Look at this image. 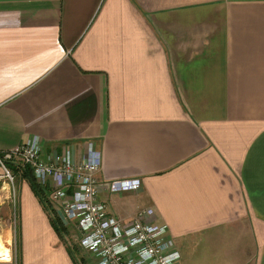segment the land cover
<instances>
[{
    "label": "crops",
    "instance_id": "1",
    "mask_svg": "<svg viewBox=\"0 0 264 264\" xmlns=\"http://www.w3.org/2000/svg\"><path fill=\"white\" fill-rule=\"evenodd\" d=\"M35 136L140 179L99 199L151 209L178 264H264V0H0V152ZM17 175L0 264L87 262Z\"/></svg>",
    "mask_w": 264,
    "mask_h": 264
},
{
    "label": "built area",
    "instance_id": "2",
    "mask_svg": "<svg viewBox=\"0 0 264 264\" xmlns=\"http://www.w3.org/2000/svg\"><path fill=\"white\" fill-rule=\"evenodd\" d=\"M84 161L73 158L71 148L62 152L49 150L38 136L17 147L0 152L4 173L0 182L9 184L16 198L14 164L19 172L28 167L39 185L48 190L47 200L60 219L75 222L80 231V245L89 256L87 264H178L181 253L169 236L166 224L148 219L151 209L124 224L110 216L99 199L101 191H135L142 183L136 178L99 179L102 158L93 145Z\"/></svg>",
    "mask_w": 264,
    "mask_h": 264
},
{
    "label": "rangeland",
    "instance_id": "3",
    "mask_svg": "<svg viewBox=\"0 0 264 264\" xmlns=\"http://www.w3.org/2000/svg\"><path fill=\"white\" fill-rule=\"evenodd\" d=\"M19 180H20V177L16 174L15 175V184H17ZM8 193H9V195H11L10 192H8ZM2 199H3V197L0 198V201H2ZM2 220H4V219L1 218V214H0V237H4L3 240H5L6 239L5 236L8 237V236H10V234H5L6 231L4 232V230L7 229L6 228L7 226H5V223H2L3 222ZM60 221L66 227V234L68 235L72 246H74V248L78 251V253H80L79 255L82 258L86 257V261H87L89 259V256L85 253L84 248H82L81 245H80V236L81 235H80V231H79V228L77 226V223L72 222V221L67 222L64 219H60ZM17 226H18V223H16V222L14 224H12L13 234H15V229H16ZM9 227H10V225H9ZM3 234H4V236H2ZM10 238H11V236H10ZM9 255H11L10 244H9V248L7 250L0 251V256H9ZM83 262H84V264L87 263V262H85V258H83Z\"/></svg>",
    "mask_w": 264,
    "mask_h": 264
},
{
    "label": "trees",
    "instance_id": "4",
    "mask_svg": "<svg viewBox=\"0 0 264 264\" xmlns=\"http://www.w3.org/2000/svg\"><path fill=\"white\" fill-rule=\"evenodd\" d=\"M9 168L12 170V172H14L15 174H17L18 170L15 168L14 164L9 163ZM17 170V171H16ZM22 178L26 179L33 191L35 192V194L40 198V200L42 201V203L45 205V207L47 208V210L50 213L51 216V221L56 229V231L58 232V234L62 237H65L66 234V227L63 225V223L60 221V218L57 217L53 211H52V207L50 206V204L48 203L47 200V196H48V190L45 187H42L41 185H39L33 175V172L31 170V168L26 167L23 172L21 173Z\"/></svg>",
    "mask_w": 264,
    "mask_h": 264
},
{
    "label": "bare ground",
    "instance_id": "5",
    "mask_svg": "<svg viewBox=\"0 0 264 264\" xmlns=\"http://www.w3.org/2000/svg\"><path fill=\"white\" fill-rule=\"evenodd\" d=\"M3 239H4V237H0V240H3ZM6 243H9L8 239H6Z\"/></svg>",
    "mask_w": 264,
    "mask_h": 264
}]
</instances>
